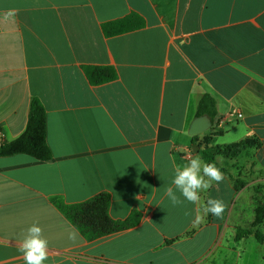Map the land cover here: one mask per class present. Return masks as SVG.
<instances>
[{
  "label": "crops",
  "instance_id": "1",
  "mask_svg": "<svg viewBox=\"0 0 264 264\" xmlns=\"http://www.w3.org/2000/svg\"><path fill=\"white\" fill-rule=\"evenodd\" d=\"M133 12L144 28L104 35V23ZM86 65L118 78L93 86ZM205 95L217 116L191 135ZM35 98L53 157L0 158V264H25L18 249L34 223L49 241L44 264H264L263 244L236 239L228 176L198 204L177 191L183 203L173 206L164 194L177 166L203 160L205 139L256 138L261 147L246 157L263 174L264 0H0V144L25 132ZM101 194L112 219L137 224L88 241L53 203ZM209 198L224 201L221 217L204 211Z\"/></svg>",
  "mask_w": 264,
  "mask_h": 264
},
{
  "label": "trees",
  "instance_id": "2",
  "mask_svg": "<svg viewBox=\"0 0 264 264\" xmlns=\"http://www.w3.org/2000/svg\"><path fill=\"white\" fill-rule=\"evenodd\" d=\"M146 26L145 19L137 13L106 22L102 30L107 38L120 36L140 30ZM83 71L89 83L100 86L115 81L118 78L117 70L110 66H83ZM199 117H209L212 120L217 116V102L211 95H205L199 105ZM198 143V136L195 144ZM261 143L254 137H248L238 143L223 146H211L209 143L200 151L205 162L215 163L224 173L219 159L234 160L245 156L251 150H258ZM16 155H27L38 161H50L53 157L47 142V118L46 111L39 99H33L30 107L28 124L25 132L16 140L2 141L0 144V158ZM232 178V177H231ZM233 179V178H232ZM239 183V182H237ZM55 206L67 217V219L81 232L88 241H95L105 236L127 230L137 224L135 220L116 221L109 214L111 199L107 194L98 195L91 200L68 205L59 199L53 200ZM259 219H264V210H261ZM194 230L189 232L190 236ZM255 238L264 245V240L257 234L236 233L237 241L249 236Z\"/></svg>",
  "mask_w": 264,
  "mask_h": 264
},
{
  "label": "clouds",
  "instance_id": "3",
  "mask_svg": "<svg viewBox=\"0 0 264 264\" xmlns=\"http://www.w3.org/2000/svg\"><path fill=\"white\" fill-rule=\"evenodd\" d=\"M225 176L215 163L203 161L199 156L191 158L183 166L175 168V175L170 186L165 188V196L173 206L180 205L183 201L180 196L189 203L198 204L201 200L200 193L206 192L213 186V182H223ZM177 191L180 196L177 195ZM226 205L222 199L209 198L204 207L206 213L215 217H221ZM188 213H186L187 215ZM202 217L197 215L194 223L199 224ZM79 233L70 230L67 239L75 243ZM49 241L43 234V229L37 223L28 227L19 245V252L23 255L25 264H44L48 259Z\"/></svg>",
  "mask_w": 264,
  "mask_h": 264
},
{
  "label": "rangeland",
  "instance_id": "4",
  "mask_svg": "<svg viewBox=\"0 0 264 264\" xmlns=\"http://www.w3.org/2000/svg\"><path fill=\"white\" fill-rule=\"evenodd\" d=\"M237 141V136L231 135L225 142L219 143L232 144ZM204 143L207 144V139ZM246 156L234 160L219 159L222 160L220 164L225 170L223 174L232 180L237 191L236 204L229 212V221L236 228V233L239 231L243 235L257 234L264 240V219H259L261 210H264V179L260 181V176H263L264 172L262 174L253 161Z\"/></svg>",
  "mask_w": 264,
  "mask_h": 264
},
{
  "label": "water",
  "instance_id": "5",
  "mask_svg": "<svg viewBox=\"0 0 264 264\" xmlns=\"http://www.w3.org/2000/svg\"><path fill=\"white\" fill-rule=\"evenodd\" d=\"M210 127H211V122H210V120L208 118H206V117L198 118L194 122V124H193V126L191 128L190 134L191 135L202 134L205 131H207ZM196 152H198V149H196Z\"/></svg>",
  "mask_w": 264,
  "mask_h": 264
},
{
  "label": "built area",
  "instance_id": "6",
  "mask_svg": "<svg viewBox=\"0 0 264 264\" xmlns=\"http://www.w3.org/2000/svg\"><path fill=\"white\" fill-rule=\"evenodd\" d=\"M231 118H237V119H242L243 115L238 111V110H233L230 112L229 116Z\"/></svg>",
  "mask_w": 264,
  "mask_h": 264
}]
</instances>
